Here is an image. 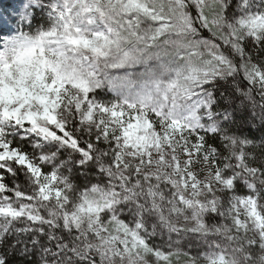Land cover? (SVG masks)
I'll return each mask as SVG.
<instances>
[{"label": "snow or ice", "instance_id": "obj_1", "mask_svg": "<svg viewBox=\"0 0 264 264\" xmlns=\"http://www.w3.org/2000/svg\"><path fill=\"white\" fill-rule=\"evenodd\" d=\"M15 19L0 264H264V131L244 130H264V0H21Z\"/></svg>", "mask_w": 264, "mask_h": 264}, {"label": "bare ground", "instance_id": "obj_2", "mask_svg": "<svg viewBox=\"0 0 264 264\" xmlns=\"http://www.w3.org/2000/svg\"><path fill=\"white\" fill-rule=\"evenodd\" d=\"M12 6H13L12 5V0H4V2H2L0 4V8H2V10H3L1 12H5V14H6V18L5 19L7 20V25L9 24V27H10V28L9 27L8 28L1 27V24H3L5 22V19H3L1 17V14H0V30L8 31L9 34L11 33V31L15 30V27H16L15 14H16L17 9L19 8V6L18 7L15 6L14 9L9 12L8 8L9 7L12 8Z\"/></svg>", "mask_w": 264, "mask_h": 264}, {"label": "trees", "instance_id": "obj_3", "mask_svg": "<svg viewBox=\"0 0 264 264\" xmlns=\"http://www.w3.org/2000/svg\"><path fill=\"white\" fill-rule=\"evenodd\" d=\"M248 115L249 113L242 112V113L237 114L236 119L239 122V121L245 120ZM244 130L249 136L253 138H257V139L260 137L261 131H264V130L249 129V128H245ZM12 264H29V261H26L23 259V257L16 255L12 258Z\"/></svg>", "mask_w": 264, "mask_h": 264}, {"label": "rangeland", "instance_id": "obj_4", "mask_svg": "<svg viewBox=\"0 0 264 264\" xmlns=\"http://www.w3.org/2000/svg\"><path fill=\"white\" fill-rule=\"evenodd\" d=\"M2 2H4V0H0V4L2 3ZM20 4H21V0H12V8H8V11L10 12V11H12L13 9H14V7L16 6V7H18V6H20ZM1 11H3L2 10V8H0V14H1V17L3 18V19H5L6 18V14H5V12H1ZM16 20V19H15ZM1 27H4V28H8L9 27V24L7 25V20L5 19V22L3 23V24H1ZM13 27V26H12ZM10 28V27H9ZM6 30V29H5ZM22 257V256H21ZM23 259L24 260H26V261H28V258H26V257H23Z\"/></svg>", "mask_w": 264, "mask_h": 264}]
</instances>
